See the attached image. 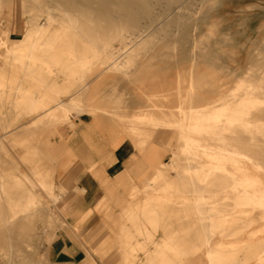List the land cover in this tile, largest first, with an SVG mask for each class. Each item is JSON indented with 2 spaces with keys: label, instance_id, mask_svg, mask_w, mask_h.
Returning a JSON list of instances; mask_svg holds the SVG:
<instances>
[{
  "label": "bare ground",
  "instance_id": "1",
  "mask_svg": "<svg viewBox=\"0 0 264 264\" xmlns=\"http://www.w3.org/2000/svg\"><path fill=\"white\" fill-rule=\"evenodd\" d=\"M15 2L0 0V264H40L42 229L48 242L59 229L49 206L74 113L140 153L157 135L171 152L140 187L117 179L120 264H264V0H18L25 28L11 40ZM102 73L137 82L144 101L98 103Z\"/></svg>",
  "mask_w": 264,
  "mask_h": 264
},
{
  "label": "crops",
  "instance_id": "2",
  "mask_svg": "<svg viewBox=\"0 0 264 264\" xmlns=\"http://www.w3.org/2000/svg\"><path fill=\"white\" fill-rule=\"evenodd\" d=\"M163 140L157 135L153 151L140 153L127 137L113 138L93 117L84 115L76 121L57 157L55 181L63 189L65 220L48 245L51 264L122 262V251L116 247L114 253L109 246L115 236L107 217L111 210L115 215L120 212L116 197L126 198L125 186L117 187V179L125 173L140 187L167 162Z\"/></svg>",
  "mask_w": 264,
  "mask_h": 264
},
{
  "label": "rangeland",
  "instance_id": "3",
  "mask_svg": "<svg viewBox=\"0 0 264 264\" xmlns=\"http://www.w3.org/2000/svg\"><path fill=\"white\" fill-rule=\"evenodd\" d=\"M230 4H232V5H230ZM248 4H251V3H248ZM229 5L232 8L235 6L237 7V3L236 2L234 3V1H231L229 3ZM246 6H247V4L243 5V7H246ZM228 12L226 14H228ZM249 15H250V13H247L246 17H248ZM246 17L244 15H242L243 20H246ZM252 17L253 16H251V18ZM254 19H255L254 24L251 26V28H253V29H255L256 26L258 25V20H259L257 16H255ZM233 27H236V26L233 24ZM24 28H25V18H22L20 7H19V2H18V0H16L14 10H13L12 32L10 33L9 38L11 40H18L21 37V35L24 31ZM204 40L206 42V40H210V39L204 38ZM244 42H245V39L237 40V41L235 40L233 42L232 41L228 42V44H229L228 46L222 47V49H220L221 51L219 50L220 55H223L222 57H224L223 59H225V61H229L231 63L235 53L240 50L239 48H240L241 44H244ZM249 46H250V44L247 45V50L251 47V46L250 47ZM177 70L178 69L170 70V73L172 74L171 78L174 77L175 72ZM90 86L95 88L94 90H95V93L97 94L96 101L98 103L101 102V103H105L107 105H109V104L113 105L114 103L119 102L121 107L128 112H132L135 108H137L139 105H141V102L144 101V100L142 101V99H144L143 93L140 92L143 87L140 86V84H138L137 82H134L133 80H130V79L128 80V79H126V77L119 75V74H116V73H102L98 76L92 77L90 80ZM63 100L68 101V97L67 96L63 97ZM82 116H84V115H79V114L74 113L72 120L74 122H76L75 120L76 119L78 120ZM31 120L32 119H30V118L22 119V121H20L14 127V130H12V129H10V130H12L13 132H17V130L18 131L21 130L23 125L29 124V122ZM10 130H9V132H11ZM4 135H5L4 132H0V136H2V138H4ZM51 141L54 142L55 139L51 138ZM170 158H171V152H170V150L167 149V162L170 161ZM55 166L57 169V158H56ZM21 170L24 171V168L22 167ZM54 181H55V178H54ZM55 185H56V181H55ZM58 191L59 190L56 189L57 193H59ZM59 207H61V208H59ZM49 208H50V212L58 220V223H59L58 225H59V229H60L63 226L64 220H65V212H64L62 200L59 203H56L53 205L50 204ZM59 229L58 228L55 229L54 232L56 233ZM41 232H42V238H41L42 240H40L36 246V251H35L36 259L40 262V264H51L49 254H48V245L52 239L49 242L46 241V239H45L46 234L48 232H50V230L47 227H44ZM160 236H162V233L158 234V237H160ZM44 247H46V248H44ZM205 263H206V260L203 259L202 264H205Z\"/></svg>",
  "mask_w": 264,
  "mask_h": 264
}]
</instances>
